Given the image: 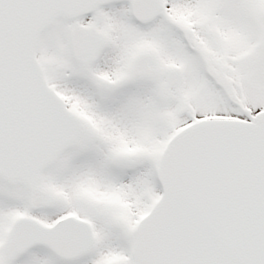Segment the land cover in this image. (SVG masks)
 Segmentation results:
<instances>
[{"label": "snow or ice", "instance_id": "1", "mask_svg": "<svg viewBox=\"0 0 264 264\" xmlns=\"http://www.w3.org/2000/svg\"><path fill=\"white\" fill-rule=\"evenodd\" d=\"M0 264H264V0H0Z\"/></svg>", "mask_w": 264, "mask_h": 264}]
</instances>
